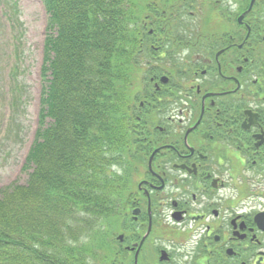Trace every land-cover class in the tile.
Returning a JSON list of instances; mask_svg holds the SVG:
<instances>
[{
  "label": "flooded vegetation",
  "instance_id": "flooded-vegetation-1",
  "mask_svg": "<svg viewBox=\"0 0 264 264\" xmlns=\"http://www.w3.org/2000/svg\"><path fill=\"white\" fill-rule=\"evenodd\" d=\"M212 31L222 46L205 50L207 59L212 54L220 68L235 63L237 29L230 23L224 36ZM206 67L189 56L195 108L183 85L179 102L148 107L163 127L145 135L138 162L126 172L131 184L120 193L117 220L105 226L103 264H238L249 256L259 210L242 212L247 178L240 171L252 163L245 148L264 146V102L247 109L223 102L227 92L198 82ZM165 93L174 99L177 91L170 86Z\"/></svg>",
  "mask_w": 264,
  "mask_h": 264
},
{
  "label": "trees",
  "instance_id": "trees-1",
  "mask_svg": "<svg viewBox=\"0 0 264 264\" xmlns=\"http://www.w3.org/2000/svg\"><path fill=\"white\" fill-rule=\"evenodd\" d=\"M149 1L43 0L48 15L44 63L51 71L47 113L54 120L31 150L28 160L38 170L27 189H7L0 199V264L51 261L55 254L44 246H52L50 236L59 238L60 229L53 226L58 210L74 224L96 222L106 212L109 190L122 187L107 178L108 167L120 164L127 139L120 108L121 30L131 9L139 22L145 15L158 17L159 6H175V0H153L156 9L147 14ZM35 191L46 195L40 211Z\"/></svg>",
  "mask_w": 264,
  "mask_h": 264
},
{
  "label": "rangeland",
  "instance_id": "rangeland-1",
  "mask_svg": "<svg viewBox=\"0 0 264 264\" xmlns=\"http://www.w3.org/2000/svg\"><path fill=\"white\" fill-rule=\"evenodd\" d=\"M1 1V0H0ZM8 4L12 6V16L9 15L7 6L6 18L2 17V9L0 7V68L1 71L8 66L3 62V58L14 61L12 57L22 54L24 57L23 63H29L28 70H24L20 76L14 78V85L16 89V96L18 97V102L13 105L12 118L17 114L23 122L21 127V135L23 136L22 141H16L12 136L10 138L9 129L5 133L4 127L7 124L8 111L6 113L5 106V96L3 94L4 83L2 82V73H0V197H3V190L6 186L14 183L15 181L19 184H24L27 180V173L23 172L21 169V159L23 157L26 148L29 145L31 138L33 137V132L37 122V113L39 107L40 94H38L40 84H39V66L41 63V48L43 42V32H44V16L43 10L39 0H7ZM225 0H203L206 5L205 13L209 12V19L214 22V12L215 7L223 8ZM239 2L238 6H233L232 11H237L239 9L243 10L244 5L249 0H235ZM199 8H203L202 2H199ZM246 8V7H245ZM16 10V11H15ZM15 11V12H14ZM172 13H170L171 15ZM235 14H232L234 16ZM10 16V18H8ZM168 16V13L165 14ZM218 18H221L218 10ZM172 19V18H170ZM223 21V20H222ZM224 23V22H223ZM227 23V21H225ZM224 23V24H225ZM226 25V24H225ZM218 28L222 29L221 33L228 30L229 27L217 25ZM222 46V44H220ZM257 48V45H254ZM9 53V54H7ZM12 82V84H13ZM20 122V123H21ZM4 136V137H3ZM249 179V178H247ZM254 189V187H252ZM263 190L264 196V187ZM20 191L18 189L14 190V194L17 195ZM255 198L256 206L257 203L262 204L263 201H259L258 196H256L253 190L250 191ZM264 199V197H261ZM254 201L250 204L252 205ZM253 210V209H252ZM249 210V211H252ZM55 214L54 222L59 223L54 228L56 231L64 224L66 219H64L63 214L60 212ZM248 212V211H247ZM54 223V224H55ZM45 228L49 229V224L45 225ZM61 229H64L61 227ZM68 233L65 235L66 241H73L75 231L77 227L72 225L68 229ZM67 232V231H66ZM85 240V239H84Z\"/></svg>",
  "mask_w": 264,
  "mask_h": 264
}]
</instances>
